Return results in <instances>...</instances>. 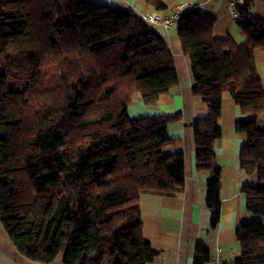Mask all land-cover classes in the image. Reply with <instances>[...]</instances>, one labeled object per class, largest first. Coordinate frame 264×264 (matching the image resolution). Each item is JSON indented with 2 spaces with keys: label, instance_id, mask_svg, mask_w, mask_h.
<instances>
[{
  "label": "trees",
  "instance_id": "16d2710c",
  "mask_svg": "<svg viewBox=\"0 0 264 264\" xmlns=\"http://www.w3.org/2000/svg\"><path fill=\"white\" fill-rule=\"evenodd\" d=\"M254 0L236 3L246 39L214 35L215 19L185 10L176 22L190 58L192 93L209 108L193 122L196 168L210 176L206 204L221 217L222 95L243 115L239 164L264 180V88L255 50L264 46V19ZM156 11L163 0H145ZM179 84L172 51L152 24L132 9L94 0H0V222L20 253L49 264H148L156 251L145 239L140 195L175 196L185 185L181 152L170 123L181 113L133 118L135 94L146 105ZM258 217L236 228L233 264H264V185L241 188ZM211 254L197 243L194 264Z\"/></svg>",
  "mask_w": 264,
  "mask_h": 264
},
{
  "label": "crops",
  "instance_id": "0c3cea01",
  "mask_svg": "<svg viewBox=\"0 0 264 264\" xmlns=\"http://www.w3.org/2000/svg\"><path fill=\"white\" fill-rule=\"evenodd\" d=\"M123 10L132 9L137 14L160 13L169 15L181 5L182 11L197 5V10L215 19L214 35L232 37L238 42L246 35L232 13V0H163L166 8L156 11L145 0H94ZM242 3L243 0H234ZM252 11L264 19V0H254ZM169 45L179 76V84L168 93L161 94L157 103L146 105L139 94H135L128 106L133 118L154 117L162 114L181 113V119L170 123L168 134L176 141L165 147L167 153L181 152L185 162V185L175 196L142 193L140 210L145 239L156 251L148 264H194L197 243L205 244L211 254L210 262L220 259L221 264H233L240 254L236 228L245 221L258 217L245 206L241 188L244 185H264L256 174H248L239 164V154L247 142L244 132L235 130V119L243 115L229 93L222 95V111L219 117L221 136L217 140L216 162L221 166V217L217 226L212 225V213L206 204V184L210 173L196 168V149L193 122L206 117L208 105L201 97L192 93L195 80L190 58L182 50L176 25L165 27L151 23ZM258 72L264 88V46L255 50ZM258 127L264 129V113L257 116ZM264 223V219H262ZM220 249V250H219ZM0 264H43L32 261L18 251L0 222ZM49 264H64L63 254Z\"/></svg>",
  "mask_w": 264,
  "mask_h": 264
},
{
  "label": "built area",
  "instance_id": "2783aa9c",
  "mask_svg": "<svg viewBox=\"0 0 264 264\" xmlns=\"http://www.w3.org/2000/svg\"><path fill=\"white\" fill-rule=\"evenodd\" d=\"M236 3L234 0H232V13L234 17L236 18L238 15V12L236 10ZM190 10H197V5H190ZM182 6L179 5L169 14V15H163L160 13H150V14H144L143 17L150 23L163 25L165 27H171L172 25H175L177 20L180 18L182 13ZM220 250V249H219ZM214 264H221L220 259H217L214 261Z\"/></svg>",
  "mask_w": 264,
  "mask_h": 264
}]
</instances>
